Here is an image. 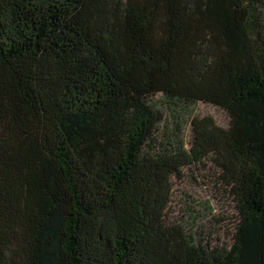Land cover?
<instances>
[{
	"label": "trees",
	"instance_id": "trees-1",
	"mask_svg": "<svg viewBox=\"0 0 264 264\" xmlns=\"http://www.w3.org/2000/svg\"><path fill=\"white\" fill-rule=\"evenodd\" d=\"M202 162L229 244L167 220ZM0 264H264V0H0Z\"/></svg>",
	"mask_w": 264,
	"mask_h": 264
},
{
	"label": "rangeland",
	"instance_id": "rangeland-1",
	"mask_svg": "<svg viewBox=\"0 0 264 264\" xmlns=\"http://www.w3.org/2000/svg\"><path fill=\"white\" fill-rule=\"evenodd\" d=\"M153 100L166 112L161 96L156 95ZM191 112L198 117H210L221 128L228 127L229 116L218 106L199 101L193 105ZM182 127L188 145L191 126L187 117H184ZM232 203L219 184L216 169L211 163L202 162L183 169L179 178L172 179L166 216L169 222H181L193 231L209 235L208 239L213 244H229L234 220Z\"/></svg>",
	"mask_w": 264,
	"mask_h": 264
}]
</instances>
